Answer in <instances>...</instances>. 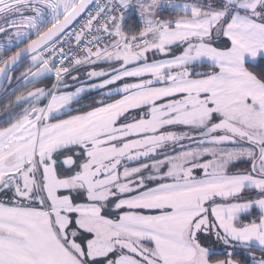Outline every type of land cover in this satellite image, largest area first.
I'll use <instances>...</instances> for the list:
<instances>
[{
	"label": "snow or ice",
	"instance_id": "snow-or-ice-1",
	"mask_svg": "<svg viewBox=\"0 0 264 264\" xmlns=\"http://www.w3.org/2000/svg\"><path fill=\"white\" fill-rule=\"evenodd\" d=\"M0 88V264H264V0H0Z\"/></svg>",
	"mask_w": 264,
	"mask_h": 264
},
{
	"label": "trees",
	"instance_id": "trees-1",
	"mask_svg": "<svg viewBox=\"0 0 264 264\" xmlns=\"http://www.w3.org/2000/svg\"><path fill=\"white\" fill-rule=\"evenodd\" d=\"M131 22V21H129ZM101 67H106V65H101ZM254 71H259L260 69L257 68V69H253ZM23 71V67H21L17 72H16V75H19V73ZM81 72L84 71V69H81L80 70ZM76 73H73V75H75ZM83 78V77H82ZM7 88H14L15 87V83H13L12 85H6ZM29 89H20V91H27ZM69 90H74V87L70 88ZM16 94H19V92H16L15 94H13L12 96H7L6 95V90L4 89L2 91V93L0 94V115L3 114V108H4V104H6L8 102V99H14L15 98V95ZM93 99H99V96L98 95H93L92 97ZM116 98H119V97H116ZM82 103L86 104V103H89L90 100L87 96L84 97V99L81 101Z\"/></svg>",
	"mask_w": 264,
	"mask_h": 264
},
{
	"label": "water",
	"instance_id": "water-1",
	"mask_svg": "<svg viewBox=\"0 0 264 264\" xmlns=\"http://www.w3.org/2000/svg\"><path fill=\"white\" fill-rule=\"evenodd\" d=\"M5 84H7V82H5ZM4 89L3 88H0V94L2 93Z\"/></svg>",
	"mask_w": 264,
	"mask_h": 264
}]
</instances>
